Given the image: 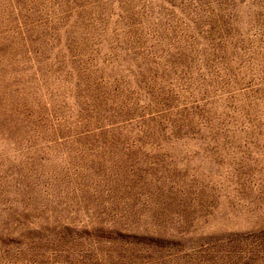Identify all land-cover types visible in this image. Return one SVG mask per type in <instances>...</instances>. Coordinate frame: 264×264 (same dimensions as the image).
<instances>
[{
	"label": "rangeland",
	"instance_id": "obj_1",
	"mask_svg": "<svg viewBox=\"0 0 264 264\" xmlns=\"http://www.w3.org/2000/svg\"><path fill=\"white\" fill-rule=\"evenodd\" d=\"M0 264H264V0H0Z\"/></svg>",
	"mask_w": 264,
	"mask_h": 264
}]
</instances>
